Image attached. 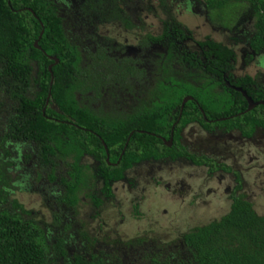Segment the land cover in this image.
I'll list each match as a JSON object with an SVG mask.
<instances>
[{
	"label": "trees",
	"instance_id": "obj_1",
	"mask_svg": "<svg viewBox=\"0 0 264 264\" xmlns=\"http://www.w3.org/2000/svg\"><path fill=\"white\" fill-rule=\"evenodd\" d=\"M123 1L78 0L81 12L84 16L89 15L88 21L93 25L118 21L125 29L131 30L135 25L126 14ZM204 1L210 22L224 29L237 28L241 14L252 18L254 31L249 41L250 48L256 53L264 51V0ZM158 5L168 14L167 20L163 21L164 31L158 36L146 34L143 42L148 45L169 40V57L177 54L183 57L181 61L190 63L189 55L179 54L175 46V40L185 39L188 35L186 33L190 35V31L183 29L171 13L168 0H158ZM62 23L63 18L58 15L51 0H0V98H8L16 104L13 113L7 118L0 149L4 150V157H11L15 161L16 164L10 162L9 165H14L16 169L19 168L21 156L25 160H33L31 170L29 168L25 174L26 179L33 175L32 171L35 172L36 180L41 179L45 172L48 182H58L63 189L59 194L54 193V200L48 199L44 193L42 195L52 215V221L47 224L38 220L35 213L25 210L17 200L10 201L7 192L9 175L4 173L3 166L0 167V264H115L106 260L103 252L97 254L87 251V256L81 253L69 254L66 248L69 237L65 233L75 229L72 227L75 219L68 220L67 215L74 213L72 210L79 201L78 193L82 188H88L90 179H94L91 183L95 184L100 180V175L104 184L102 190L107 194L106 197H112L109 183L123 178L122 171L131 165V161H142L154 156L157 151H153L154 144L151 142H155V137L136 133L128 143L119 168L112 169L105 160L104 144L111 152L112 162L118 160L131 130L139 128L156 132L160 127V130L169 131L170 126H167L165 118L181 103L184 95L183 91L177 96L170 95L167 102L161 100L166 105L160 108V112L146 109L144 113L131 116L125 121H102L77 101L76 91L85 89V69L80 65V48L69 40ZM42 28L44 33L38 42L39 48H36L34 43ZM199 46L208 47L204 51L206 57L213 55L212 66L207 67L208 71L218 74L217 69L225 72L233 69V62L237 59L234 49L212 40L200 42ZM97 49L105 55L101 46ZM49 56L58 59L51 72L48 67L54 61ZM33 65L38 67L36 77H33ZM52 78L53 84L50 86ZM35 85L37 91L33 97H29L27 92ZM238 85L254 100L264 101V90L253 89L255 82L252 77L245 76ZM163 88L169 87L163 84ZM49 92L51 97L46 106ZM233 93L236 94L235 98H242L238 92ZM235 98H231L228 103L234 107L231 114L239 112L240 109L236 108L239 102L245 104L244 99L241 101ZM203 104L201 106L206 109ZM188 108L189 104H186L182 124L190 121L185 119ZM3 109L4 104L0 103V114ZM258 109L264 112V106H258ZM256 110L238 116V126H241V121H246L248 126H264V113L257 116ZM208 112L210 118L222 114L212 111L211 107ZM162 119L163 123H160ZM6 144L12 148H6ZM21 147H30L31 153L22 155ZM88 154L101 163L98 174L88 175L91 168L82 163V158ZM62 163L69 168V178L58 180L55 171ZM23 183L19 181L21 191L38 194L43 191L41 188H23ZM99 194L94 189L85 196L92 199L95 207H99ZM81 227L76 229L75 234L88 242L90 237ZM180 238L188 256H182L180 252L175 255L149 254L147 262L264 264V215L258 214L253 204L243 197L233 199L230 210L223 216L206 225L189 228ZM60 259L61 263L58 262Z\"/></svg>",
	"mask_w": 264,
	"mask_h": 264
},
{
	"label": "flooded vegetation",
	"instance_id": "obj_2",
	"mask_svg": "<svg viewBox=\"0 0 264 264\" xmlns=\"http://www.w3.org/2000/svg\"><path fill=\"white\" fill-rule=\"evenodd\" d=\"M51 1L54 3L58 15L63 18V28L69 40L79 46L80 52L83 49L85 53L83 56L81 52L82 59L83 57L85 58L84 66L82 67L85 69L83 78L86 81L93 82L90 85L86 84L83 91H89L88 93L92 96L89 98L92 101L96 95L101 98L95 106L91 104L92 102L84 101L81 98L77 99V101L80 106L90 110L102 121H111L112 123L125 121L131 116L144 113L146 109H149L148 107L151 106L152 101L158 100L152 96L158 84L168 85L171 78L187 81L193 90L215 84L214 91L217 94H224L225 97L231 99L235 98L236 95L233 92H238L242 97L241 99L245 100V104L239 102L236 107L240 109L239 112L231 114L230 111L234 107L230 105L232 106L230 111L222 112L221 116L217 118H210L209 106L201 103L194 93L186 90L181 98V103L172 109L169 116L165 118L167 126H170L169 131L168 129L160 130V127L156 132L139 128L131 130L130 138L128 137L118 160L112 162H110L111 152L103 143L106 163L112 169L119 168L128 143L136 133L149 134L155 137L153 151H157H155V156H150L142 161H131V165L122 171L123 178L109 183L112 197H106L107 194L102 190L104 189L102 177L99 175L98 178L102 183L98 192L101 197L99 207L101 205L104 207L108 206V200L110 202L109 206H111L113 199L120 197L122 200L128 199L130 204L133 205L131 209L129 208V213L131 212L134 219H138L143 212L141 210L142 205H146L147 211L153 210L154 202L151 201V196L158 194L160 189H165L168 198L175 204L177 203V208L182 209L179 215L181 218L191 211L183 206V202L188 201L189 206L195 208L200 201L211 198L217 192H223L224 196H228L230 207L233 199L238 197L246 198L254 207L256 205L253 202L255 197H257V201H259L258 198L260 200L264 198L263 163L260 162L259 157L249 153L247 150L252 145H263L264 136L262 134L264 126L257 124L248 126L246 121H241V126H238L239 122L237 120V122L234 121L238 116L252 112L258 106H264V104H258L248 110L249 103L247 98L237 89L241 88L244 90L238 83L242 78L250 75L237 76L235 74L237 59L233 62V69L229 71L225 72L217 69L219 71L218 74L208 71L207 67L212 66L211 59L213 55L210 58L206 57L204 51H207L208 47H201L199 43L207 40L217 41L209 37L202 40H194L192 32H190V35L186 33L188 35L185 39L175 40L178 53L189 55L190 63L181 61L180 59L183 57L177 54L169 57L171 48L169 40L147 45L141 38L137 46L116 44L117 47L113 44L111 45L113 52L110 53L111 46L99 41L97 24L93 25L91 21H88L89 15H83L84 13L81 12L78 0H75V4H71V0ZM74 25L77 28L76 30L71 29ZM182 27L185 29L183 25ZM188 41H193L196 49L189 48L187 45ZM99 46L102 47L105 55L98 51L97 48ZM91 47H94V53L90 51ZM250 50L253 52V56L263 52L256 53L251 48ZM255 56L254 58H256ZM254 58L252 57L251 60ZM88 59H90L91 65L87 64ZM112 60L116 61V63ZM108 62H112L115 67L108 68ZM149 66L150 68L155 67L154 69L156 70L149 73L147 71ZM121 68L124 71H121ZM122 72L125 73V80L119 79ZM90 74L96 76L90 77ZM253 80L255 82V85H253L254 90H264V86H259L254 78ZM210 81H213V83H210ZM171 87H175V85L171 84ZM247 96L254 103L264 102L262 100L256 101L248 94ZM230 99H223V105H228ZM157 103L161 104L159 108L162 109L166 105L161 100H158ZM103 104L108 108L109 113H106ZM186 104H189V108L185 119H190V121L182 124L183 110ZM201 104L205 105L206 109H203ZM251 127H253V130H251ZM197 159L198 162H196ZM82 163L90 166L91 170L88 175L99 173L101 163L94 156L85 155L82 158ZM252 165L256 166V168L251 167ZM90 180L91 182L94 181V179ZM91 182L88 184L89 190L90 188L95 189L96 184H98V182L95 184ZM148 189L150 191L149 195H147ZM256 190L263 193L258 195L255 192ZM118 192L120 193L119 197L117 196ZM254 192L257 196L254 195ZM145 195L146 199L144 198ZM147 199L149 202L146 204ZM125 207L126 205L123 203L119 202L116 204L115 202L112 209L123 216L121 213ZM174 208L173 212L175 215ZM185 208L186 212H184ZM169 214V210L165 209L158 216L167 217ZM174 215L169 217H174Z\"/></svg>",
	"mask_w": 264,
	"mask_h": 264
},
{
	"label": "rangeland",
	"instance_id": "obj_3",
	"mask_svg": "<svg viewBox=\"0 0 264 264\" xmlns=\"http://www.w3.org/2000/svg\"><path fill=\"white\" fill-rule=\"evenodd\" d=\"M75 3V0H71V4ZM168 5L177 21L193 33L194 40H202L209 37L234 49L237 56L235 74L237 76H245V74H248L255 79L259 86H264V51L256 54L257 56L254 55L256 57L254 58L253 52L250 50L249 41L254 31L252 18L243 14H241V16L239 15L237 28L229 30L210 22L207 17L208 12L204 0H168ZM123 6L126 14L130 17L135 27L131 30H126L123 24L118 21L99 25L97 26L99 41L105 42L108 46L113 44L137 46L140 39H143L148 33L154 36L161 35L164 29L163 21L168 18V14L160 9L158 0H124ZM73 27L71 28L72 30L77 29L75 25ZM187 45L191 49H196L193 41H188ZM93 50L94 47H91L90 51L94 53ZM117 50L115 51L119 52ZM81 52L84 56L85 53L83 49H81ZM112 52L113 48L111 46L110 53ZM114 54L116 53L114 52ZM88 56L90 55L88 54ZM252 57L254 58L253 60H251ZM84 60L85 58L83 57L82 63H80L81 67L84 66ZM112 61L116 63V61ZM87 64L91 65L90 59H88ZM33 66V77H36L38 67L36 65ZM110 67H115L112 62H108V68ZM154 68L155 67L150 68L149 66L147 71L152 73L156 70ZM121 71H124V69L121 68ZM89 76L94 77L96 75L90 74ZM119 79L125 80L124 72H122ZM91 82L93 81H86V84L90 85ZM171 84L175 85V87H171ZM168 87L167 89L163 88V84L159 83L152 96L158 100L167 102L170 95L177 96L181 92L189 90L196 95L201 103H207L214 112L222 113L227 110L230 111V108H232L230 105H223V99L229 100L230 98L225 97L224 94H217L214 91L215 84L205 86V88H195L193 90L192 86L189 85L187 81L171 78ZM36 91L37 86H32L28 90L27 95L33 97ZM88 92V90H78L75 94L77 99L81 98L84 101L88 100L92 102V105H97L101 98L96 95L95 99L92 101L89 98L91 94ZM221 97H223L222 100ZM113 100L115 101V99ZM158 100L152 101L151 106L148 108L155 112H160L162 109L159 108L161 104L157 103ZM0 103L4 104L3 112L0 114L1 142L5 135L7 118L13 113L16 104L12 100L3 97L0 98ZM103 106L106 113H109L108 108L104 104ZM255 112L257 116H262V110L258 109ZM260 119H262V117ZM236 120L237 119L234 121ZM159 121L163 123V119ZM262 136H264V132ZM151 142L154 144V140ZM5 147L12 148V146L7 144ZM20 149L22 155L31 153L30 147H21ZM247 150L249 153L259 157L260 162H262L264 166V141L263 145H252L250 149ZM12 154V156L15 155L14 149L12 150ZM4 155V150L0 149V167L3 166L5 169L4 173L6 172V175H9V188H7V192L10 201L17 200L23 205L25 210L35 213V217L38 220L49 224L52 221V215L42 195L44 193L48 199L54 200V193L58 192L59 194L63 189L57 184L58 182H48L45 172L39 180H36L35 172L33 171V175L26 179L25 174L28 173L27 171L29 168L31 170L33 160H25L23 156H21L19 159V168L16 169L14 165H9L10 162L15 163V161H13L11 157H4ZM155 155L154 153V156ZM68 162L72 161L69 160ZM196 162H198V159ZM254 165L251 167L256 168ZM68 170L69 168L63 163L58 165L55 171L58 180L61 178H69L67 174ZM19 181L24 182L23 188L32 187L35 190H40V188L43 189V191H40L41 195L37 192L21 191L19 189ZM101 185L102 183L99 181L95 186V192H99ZM91 190L93 191L94 189L90 188L89 190L88 187L82 188L79 191V201L72 210L74 213H68L67 215L68 220L75 219L72 226L75 229L65 233L69 237L66 248L70 255L81 253L87 256V251L97 254L103 252L104 255H106V260L110 263L114 262L115 264H149L146 260L149 254L175 255L180 252L182 256H188L187 253L184 252V246L180 240L182 233L189 228L206 225L210 221L223 216L230 209L228 196H224L223 192H217L211 198L200 201L195 208H192V206L190 207L188 201L183 202V206L187 207L192 212L190 211V213L180 218L179 215L182 209H179V207L177 208V203L175 204V202H172L168 198L165 189H160L161 193L159 192L156 195H152L150 198L152 199L151 201L154 202L153 210L147 211L146 205H142L143 207H141V210L143 212L141 216L138 217V219H134L131 212L129 213V208L131 209L133 205L130 204L128 199L122 200L120 197L118 199L116 198L117 200L113 199L111 206H109L110 202L108 200V206L104 207L101 205L100 207H95L92 199L85 196L86 193L91 192ZM149 192L148 189L147 195H149ZM255 192H257L258 195L263 193L258 190ZM117 194L119 197L120 193L118 192ZM254 195L257 196L256 193ZM144 198L146 199V195ZM258 200L259 201H257V197H255L253 201L256 203L255 211L260 215H264V198L261 200L258 198ZM115 202L116 204L121 202L126 205V209H122L121 214H123V216H121L120 213L117 214V212L112 209ZM148 202L149 200L145 203L147 204ZM173 208L176 212L175 215ZM165 209L169 210V216L174 215V217H159L158 215L162 214ZM184 212H186V208ZM97 214L99 215L96 216ZM81 225L82 230L86 231L90 237L88 242L83 241L79 234H75L76 229ZM58 262L61 263L62 259H60V261L58 260Z\"/></svg>",
	"mask_w": 264,
	"mask_h": 264
},
{
	"label": "water",
	"instance_id": "obj_4",
	"mask_svg": "<svg viewBox=\"0 0 264 264\" xmlns=\"http://www.w3.org/2000/svg\"><path fill=\"white\" fill-rule=\"evenodd\" d=\"M43 33H44V28H42V31H41V33H40V35H39V38H38V39L35 41V43H34V46H35L36 48H39V46H38V42H39V40L41 39ZM49 58L52 59V60L54 61V64H53V65H55V64L58 63V59H57L55 56H49ZM53 65H50V66L48 67V69H49L50 72H51V70H52ZM52 84H53V78H52V81H51L50 86H51ZM237 90H238V91H241L242 94L247 98V101H248V103H249V108H248V110H251L254 106H256V105H258V104H264V102H263V103H262V102H261V103H254V102L251 100V98L247 96L246 91L242 90L241 88H238ZM50 97H51V93L49 92V93H48V96H47V99H46V106H47L48 103H49ZM43 111H45V108L43 109ZM129 138H130V137H129Z\"/></svg>",
	"mask_w": 264,
	"mask_h": 264
}]
</instances>
